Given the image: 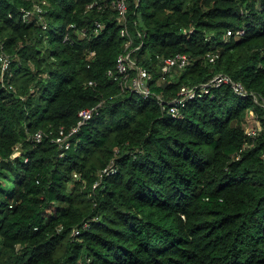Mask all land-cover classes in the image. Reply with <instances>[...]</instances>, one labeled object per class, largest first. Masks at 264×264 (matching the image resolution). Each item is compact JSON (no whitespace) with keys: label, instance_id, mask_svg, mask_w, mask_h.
Wrapping results in <instances>:
<instances>
[{"label":"trees","instance_id":"1","mask_svg":"<svg viewBox=\"0 0 264 264\" xmlns=\"http://www.w3.org/2000/svg\"><path fill=\"white\" fill-rule=\"evenodd\" d=\"M114 2L0 0V264H264V0Z\"/></svg>","mask_w":264,"mask_h":264},{"label":"built area","instance_id":"2","mask_svg":"<svg viewBox=\"0 0 264 264\" xmlns=\"http://www.w3.org/2000/svg\"><path fill=\"white\" fill-rule=\"evenodd\" d=\"M116 7V10L118 12L119 21H124L126 6H125V0H115L114 4ZM39 7H36V11H39ZM238 34H243L242 31L237 32ZM126 29L123 28L120 31L121 36H125ZM230 35V32L227 33ZM130 45V41L126 44V47ZM2 47H0V66H1V73H3L8 69L10 64V58L7 54L1 51ZM129 54L120 55L117 58L116 62V76L115 80L118 81L120 87L122 89H128L129 91L133 92L137 96H139L142 99H145L149 95V83L151 80L150 73L142 67H136L133 62H129ZM209 62H213L215 60V56H208ZM188 63V59L185 55L177 54L173 57L167 58L163 60V66L162 71L163 72H169L173 67L182 68ZM134 70V74L131 75L130 71ZM108 75H113L112 71H108ZM229 85L232 88V91L239 96H244V89L243 86L240 83L232 81L229 77L224 75H218L215 76L212 80L209 81V83L203 84L201 86V90L198 93L195 88H188L185 86H182L180 88V91L178 93V97L174 99L172 102L174 105H172L169 108V113L176 117L178 116L179 106L183 107L187 100L193 99L196 96H200L201 93H208L209 87H218L220 85ZM264 102V101H263ZM95 108H88L80 110L77 114L78 116V122L77 125L71 129L69 133H65L63 129H60L58 131L57 138L55 139L57 143H59L60 147L67 149L69 146L68 137L72 133H76L78 128L85 123L87 120H89L92 117V114L94 112ZM246 133L249 136H254L255 134V128L248 127L246 128ZM33 140L35 142H39L42 138L41 132H36L33 135ZM103 173L109 174V170L105 169L103 170Z\"/></svg>","mask_w":264,"mask_h":264},{"label":"rangeland","instance_id":"3","mask_svg":"<svg viewBox=\"0 0 264 264\" xmlns=\"http://www.w3.org/2000/svg\"><path fill=\"white\" fill-rule=\"evenodd\" d=\"M249 126L247 125V127L246 128H248ZM250 127H252V126H250Z\"/></svg>","mask_w":264,"mask_h":264}]
</instances>
